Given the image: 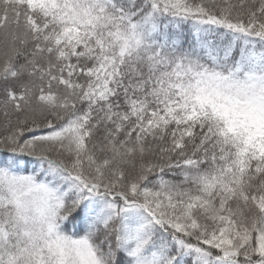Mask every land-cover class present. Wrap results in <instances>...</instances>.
Listing matches in <instances>:
<instances>
[{"label": "snow or ice", "instance_id": "obj_1", "mask_svg": "<svg viewBox=\"0 0 264 264\" xmlns=\"http://www.w3.org/2000/svg\"><path fill=\"white\" fill-rule=\"evenodd\" d=\"M0 264H264V0H0Z\"/></svg>", "mask_w": 264, "mask_h": 264}]
</instances>
